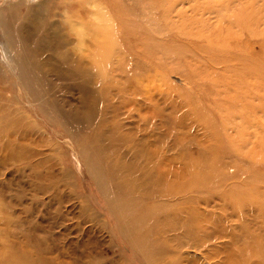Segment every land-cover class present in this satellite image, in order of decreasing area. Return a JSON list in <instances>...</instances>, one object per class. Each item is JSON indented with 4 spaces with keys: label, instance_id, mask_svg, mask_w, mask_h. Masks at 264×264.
<instances>
[{
    "label": "rangeland",
    "instance_id": "obj_1",
    "mask_svg": "<svg viewBox=\"0 0 264 264\" xmlns=\"http://www.w3.org/2000/svg\"><path fill=\"white\" fill-rule=\"evenodd\" d=\"M0 264H264V0H0Z\"/></svg>",
    "mask_w": 264,
    "mask_h": 264
},
{
    "label": "bare ground",
    "instance_id": "obj_2",
    "mask_svg": "<svg viewBox=\"0 0 264 264\" xmlns=\"http://www.w3.org/2000/svg\"><path fill=\"white\" fill-rule=\"evenodd\" d=\"M101 30L100 29H97V30H90L89 31V36H90V38L92 39V41L94 42V43H100V42H102L103 41V38H102V36H101ZM103 44V43H102ZM101 44V45H102ZM9 49V48H8ZM6 53V52H5ZM8 54V58H10V59H12L13 60V58H12V56H11V53H7ZM144 216V215H143ZM138 223V222H137ZM135 227V226H134Z\"/></svg>",
    "mask_w": 264,
    "mask_h": 264
}]
</instances>
